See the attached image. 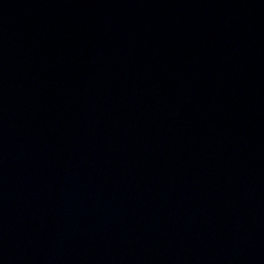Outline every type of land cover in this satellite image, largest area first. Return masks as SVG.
<instances>
[{"label":"water","instance_id":"95a60500","mask_svg":"<svg viewBox=\"0 0 264 264\" xmlns=\"http://www.w3.org/2000/svg\"><path fill=\"white\" fill-rule=\"evenodd\" d=\"M0 264H264V0H0Z\"/></svg>","mask_w":264,"mask_h":264}]
</instances>
